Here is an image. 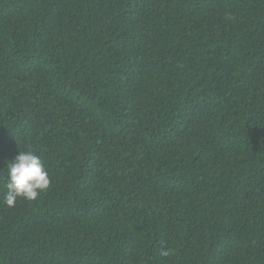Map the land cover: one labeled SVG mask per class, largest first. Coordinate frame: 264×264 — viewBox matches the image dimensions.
<instances>
[{
  "label": "trees",
  "instance_id": "trees-1",
  "mask_svg": "<svg viewBox=\"0 0 264 264\" xmlns=\"http://www.w3.org/2000/svg\"><path fill=\"white\" fill-rule=\"evenodd\" d=\"M0 264H264V0H0Z\"/></svg>",
  "mask_w": 264,
  "mask_h": 264
},
{
  "label": "clouds",
  "instance_id": "clouds-1",
  "mask_svg": "<svg viewBox=\"0 0 264 264\" xmlns=\"http://www.w3.org/2000/svg\"><path fill=\"white\" fill-rule=\"evenodd\" d=\"M7 177L3 204L15 207L18 200L34 201L49 190L51 175L42 158L32 149L21 150L6 161ZM167 255V253H164Z\"/></svg>",
  "mask_w": 264,
  "mask_h": 264
}]
</instances>
